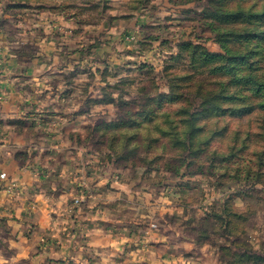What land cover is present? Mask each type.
<instances>
[{"label": "rangeland", "instance_id": "obj_1", "mask_svg": "<svg viewBox=\"0 0 264 264\" xmlns=\"http://www.w3.org/2000/svg\"><path fill=\"white\" fill-rule=\"evenodd\" d=\"M8 1L14 13L72 18L73 64L83 59L76 51L88 56L84 75L73 77L83 84V104L59 108L74 122L63 119L70 124L52 136L13 122L27 139L40 148H84L49 161L116 172L147 196L139 211L212 246L218 264H264V39L245 36L256 24L264 30V16L245 24L264 0ZM234 12L241 15H228ZM188 40L193 45L184 48ZM18 152L22 161L35 155ZM4 252L9 264H34L19 261L12 241Z\"/></svg>", "mask_w": 264, "mask_h": 264}, {"label": "crops", "instance_id": "obj_2", "mask_svg": "<svg viewBox=\"0 0 264 264\" xmlns=\"http://www.w3.org/2000/svg\"><path fill=\"white\" fill-rule=\"evenodd\" d=\"M76 26L60 13H14L0 0V173L7 174L0 177V259L10 263L4 248L12 241L19 261L34 264H218L212 246L175 235L139 211L147 196L116 172L84 160L49 161L84 148H40L13 123L29 122L52 136L67 124L63 119L73 120L59 108L84 100L83 84L79 90L73 77L77 82L86 72L87 53L76 51L83 59L74 65L66 41ZM102 47L93 54L97 62ZM19 150L35 155L22 161Z\"/></svg>", "mask_w": 264, "mask_h": 264}, {"label": "trees", "instance_id": "obj_3", "mask_svg": "<svg viewBox=\"0 0 264 264\" xmlns=\"http://www.w3.org/2000/svg\"><path fill=\"white\" fill-rule=\"evenodd\" d=\"M259 3V2H258ZM264 5V4H263ZM264 7V6H263ZM246 8H248V7H246ZM228 9H230L229 7H228ZM264 9V8H263ZM230 11V10H229ZM228 15L229 16H232V17H238V16H240L241 14L239 13V12H234V13H228ZM261 16H264V10H261V12H258L257 14H253V13H251L250 12V16H248V17H246V22H245V24H247V22L249 21V20H253V21H260V20H262V18H261ZM232 17H230V18H232ZM229 18V19H230ZM244 18V17H243ZM255 24H251V27H253ZM249 29V28H248ZM255 29V30H254ZM259 29V30H258ZM246 30V28L243 30V31H245ZM250 31V30H249ZM245 36H246V38H247V40H245V41H247V42H251V36H253V37H256V36H259L258 38H259V40L257 39V41H260V39H264V30L262 31L261 30V25H255L254 27H253V34H251V35H249V34H245ZM255 45H259V47H263V46H261V44L259 43V42H253ZM191 44V41L190 40H188V41H183L182 43H181V45H183V47L185 48V47H188L189 45ZM191 45H193V44H191ZM199 48H201V47H199ZM207 54V53H206ZM205 54V52H202V55L203 56H205L206 55ZM214 53H212V52H208V54L206 55V57H209V59H213V57L214 56H218V55H213ZM108 70V67L105 65V68L102 70L101 68H98V71H101V72H105V71H107ZM259 108H262V109H264V106H262V104H260V107ZM256 108H255V106H250V108L248 109V110H252V112H254V110H255Z\"/></svg>", "mask_w": 264, "mask_h": 264}, {"label": "built area", "instance_id": "obj_4", "mask_svg": "<svg viewBox=\"0 0 264 264\" xmlns=\"http://www.w3.org/2000/svg\"><path fill=\"white\" fill-rule=\"evenodd\" d=\"M0 177H1L2 179H5V178L7 177L6 172H1V173H0Z\"/></svg>", "mask_w": 264, "mask_h": 264}, {"label": "clouds", "instance_id": "obj_5", "mask_svg": "<svg viewBox=\"0 0 264 264\" xmlns=\"http://www.w3.org/2000/svg\"><path fill=\"white\" fill-rule=\"evenodd\" d=\"M0 264H5V262L3 261V259H0Z\"/></svg>", "mask_w": 264, "mask_h": 264}]
</instances>
